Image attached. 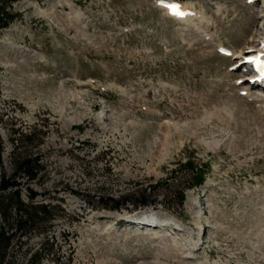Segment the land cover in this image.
<instances>
[{
	"label": "rangeland",
	"instance_id": "obj_1",
	"mask_svg": "<svg viewBox=\"0 0 264 264\" xmlns=\"http://www.w3.org/2000/svg\"><path fill=\"white\" fill-rule=\"evenodd\" d=\"M182 1L202 16L154 0H3L17 14L0 26V172L37 154L44 168L19 172L17 189L46 206L8 228L1 264H264V109L215 51L257 41L261 5ZM126 193L156 203L97 198ZM148 208L181 228L136 227Z\"/></svg>",
	"mask_w": 264,
	"mask_h": 264
},
{
	"label": "trees",
	"instance_id": "obj_2",
	"mask_svg": "<svg viewBox=\"0 0 264 264\" xmlns=\"http://www.w3.org/2000/svg\"><path fill=\"white\" fill-rule=\"evenodd\" d=\"M3 0H0V26L8 23V21L12 18L13 13L9 9H6V7L2 4ZM3 141L0 136V159H1V151L3 147ZM189 163V161H188ZM44 168V164L39 161V156L36 154L35 156H25L21 160L14 161V168L13 171L9 174L5 173L4 171L0 172V216L4 220H9L11 215V209L15 208V215L12 217L14 223H7L0 224V243L3 244L0 248V260L2 256V251L4 250V247L9 243L11 233L8 232V228H22L27 229L32 224V221L34 220L35 216L30 212L28 209L29 207H34V211L37 208V206H42V208H45L46 205H34L33 203H25L20 199L19 191L17 189V185L19 181L16 179L17 174L19 172L25 173L28 178H34L39 171H41ZM198 178V177H197ZM154 186V185H152ZM9 190H13L12 193ZM6 191V192H5ZM11 193L7 195H3L4 193ZM29 193L32 196L31 189H29ZM144 195V194H143ZM180 198H182V194L179 195ZM156 197V196H155ZM155 197H153L151 200H155ZM12 198H14L12 200ZM97 198L104 200L111 201V206H119L121 204H124L125 202L131 200V201H137V202H148L144 196H140V198L135 199L132 197V193H126L125 195L114 197L112 195H100L97 194ZM6 202H4V200ZM181 200V199H180ZM32 202V201H31ZM20 212H24L23 214H20ZM24 216V217H22ZM12 226V227H11ZM1 245V244H0ZM3 247V248H2ZM1 264V262H0Z\"/></svg>",
	"mask_w": 264,
	"mask_h": 264
},
{
	"label": "bare ground",
	"instance_id": "obj_3",
	"mask_svg": "<svg viewBox=\"0 0 264 264\" xmlns=\"http://www.w3.org/2000/svg\"><path fill=\"white\" fill-rule=\"evenodd\" d=\"M262 40H264V37L262 38ZM260 43V42H259ZM254 45H256V44H251V45H248V46H245V47H242L239 51L237 50V55H240V57L238 58V60H240V59H242L243 58V56H244V54H247V53H249L248 51H249V49H250V47H253ZM237 59H236V61H235V63L238 61ZM247 82V76L246 77H243V81L241 82V83H246ZM253 87V86H252ZM241 88H243V87H241ZM241 95V94H240ZM244 96V95H243ZM248 97H250V96H248ZM251 100H254V101H257L256 100V98H253V99H251ZM144 217V216H143ZM140 217V219H144V221H150V220H152V221H155V222H161L160 220H158L157 218H155V217H153V216H150V218L149 217ZM145 224V226L146 225H148L147 223H144ZM196 241V240H195ZM196 244V243H195Z\"/></svg>",
	"mask_w": 264,
	"mask_h": 264
}]
</instances>
